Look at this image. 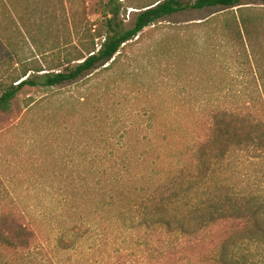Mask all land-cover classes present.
<instances>
[{
    "label": "rangeland",
    "instance_id": "rangeland-1",
    "mask_svg": "<svg viewBox=\"0 0 264 264\" xmlns=\"http://www.w3.org/2000/svg\"><path fill=\"white\" fill-rule=\"evenodd\" d=\"M106 1H17L29 12L22 16L25 27L9 2L0 15V76L25 62L49 66L72 46L80 47L86 20L100 19ZM113 1L120 5V19L131 26L136 7L151 0ZM242 3L264 7L260 0ZM224 11L209 7L166 16L123 49L109 70L55 87H26L13 112L0 113V210L21 211L54 261L108 264L124 248L133 252L129 264H139L137 254L146 245L137 242L135 231L125 232L116 205H104L102 195L109 192L106 184L115 183L122 158L128 156L144 176L129 184L133 197L143 188L164 193L175 182L182 188L193 184L205 118L220 110L242 114L248 100L261 99L245 52L230 46L212 22L194 24ZM120 141L129 153L117 149ZM251 156L238 152L231 164L207 178V187L193 190L201 200L212 199L222 182L264 202V158ZM175 211L182 218L188 212ZM147 225L136 232L151 236L154 229L149 225L145 231ZM244 249L252 262L264 264V246Z\"/></svg>",
    "mask_w": 264,
    "mask_h": 264
},
{
    "label": "trees",
    "instance_id": "trees-1",
    "mask_svg": "<svg viewBox=\"0 0 264 264\" xmlns=\"http://www.w3.org/2000/svg\"><path fill=\"white\" fill-rule=\"evenodd\" d=\"M17 1L23 0H0V15L7 13L10 2L14 17L24 24L22 16L29 12L25 4ZM260 1L264 4V0ZM209 7H221L226 13L194 24L201 26L212 22V27L219 29L218 34L230 46L245 52L261 99L248 100L247 110L242 114L220 110L205 118L202 125L205 132L197 141L199 146L194 161L196 166L198 164L194 177L198 179L192 180L193 184L182 188V182H175L164 193L143 188L135 198L128 186L144 176L132 168L133 162L128 156L122 158L115 183H110L112 190L107 187L110 184H106L109 192L102 195L107 199L104 205H116L117 217L121 218L125 232L132 235L135 231L137 242L146 245L137 254L139 264H255L245 255L244 247L264 246V202L258 196L241 194L237 185L222 182L220 186L216 184L212 199L201 200L193 190L207 187V178L215 176L220 167L231 164L238 152L264 158V7L243 6L242 0H151L136 7L138 11L132 25L126 26L120 19V5L107 0L102 3L100 19L92 23L86 20L84 42L80 47L72 46L73 51L58 56L49 66L37 61L25 62L17 70H5L0 76V113L10 114L24 88L55 87L89 78L95 70H109L120 60L123 49L141 41L146 30L151 26L155 28L164 17L183 10ZM82 14L85 15L84 7ZM23 24L22 27L27 26ZM118 146L119 151L129 153L124 142H118ZM142 161L139 156L138 168ZM186 197L190 198L180 204ZM178 207L188 211L183 218L175 211ZM143 208L145 212L140 215L138 212ZM144 224H148L145 231L149 225L154 229L151 236L139 234ZM206 244L212 245L207 253ZM57 247L65 249L61 243ZM42 248L38 231L21 211L0 210V264H59ZM123 249L114 259L110 257L108 264L133 262V252Z\"/></svg>",
    "mask_w": 264,
    "mask_h": 264
}]
</instances>
